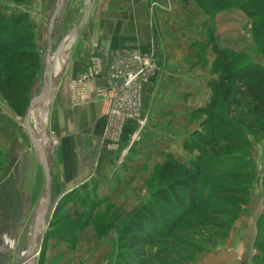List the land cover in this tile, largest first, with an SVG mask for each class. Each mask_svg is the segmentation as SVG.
Instances as JSON below:
<instances>
[{
    "label": "crops",
    "instance_id": "0c3cea01",
    "mask_svg": "<svg viewBox=\"0 0 264 264\" xmlns=\"http://www.w3.org/2000/svg\"><path fill=\"white\" fill-rule=\"evenodd\" d=\"M72 1V6L68 0L60 1L59 22H32L28 17L42 54L58 40L62 45L67 42L60 56L53 55L49 62L52 81L64 63V54L67 57L46 120L37 122L40 133L45 124L46 144L29 123L31 118L36 122L39 112L27 118V108L13 109L0 95V264H19L14 250L19 248L20 234L33 232L47 188L49 208L52 203L55 207L65 195L90 182H96L100 192L116 176L119 165L125 168L129 163L128 157L119 164L117 153L102 147L112 122L106 101L98 100L90 89L109 87L107 71L117 54H138L142 64L143 52L149 57L151 69L141 87V116L157 124V139L151 142L156 151L172 155L181 164L199 154L186 150L184 141L207 117L205 109L212 97L208 81L217 77L212 72L217 58L213 48L215 44L218 49L226 48L219 36L220 16L206 15L193 0H90L79 33L69 40L86 8L85 0ZM88 74L90 87L80 81ZM86 92H90L88 98ZM49 93L47 105L52 90ZM132 127H126L125 140ZM256 139L247 156L239 155L248 162L251 181L236 194L234 218L187 264H264L259 241L264 185L262 191L256 185L264 173V132ZM141 146L143 142L130 154ZM33 251L30 244L25 264H32Z\"/></svg>",
    "mask_w": 264,
    "mask_h": 264
},
{
    "label": "rangeland",
    "instance_id": "374dc122",
    "mask_svg": "<svg viewBox=\"0 0 264 264\" xmlns=\"http://www.w3.org/2000/svg\"><path fill=\"white\" fill-rule=\"evenodd\" d=\"M60 1L0 0V13L11 22L20 18L21 23L15 28L19 35L25 37L29 32L28 17L32 22L42 19L46 20L47 24L52 20L59 22ZM68 1L70 2L68 6L71 3L74 4L72 0ZM263 1L224 0L221 4L224 6L223 9L217 13L205 12L194 1L197 8H200L206 15L220 16L223 25V28H220V41L223 46H226L224 49L233 54L229 61H232V70L235 74L251 66H259L264 69V13L259 12ZM241 2L253 5L255 7L254 15L249 13L252 11L246 6L245 8L240 7L238 4ZM52 3L51 8H46ZM83 8L84 5L82 10ZM30 26L32 38L25 37L28 43L23 47L5 51L6 54L26 52L31 55V57H27L31 58V61L25 59L10 62L13 72L20 73L24 78L19 81L15 80V83L19 87L17 92L27 98L26 108L33 100L42 95L47 81L51 80V75L48 73L49 62L62 47L58 40L42 54L39 52L33 27ZM215 48H217L216 44L213 49ZM143 57L147 64H151L149 57L144 52ZM2 60L3 58H0V62ZM215 75L217 77H212L208 84L219 78L218 73ZM2 82L1 80L0 88ZM58 83L59 81L57 85ZM227 86L230 88L229 100L231 103L225 104L220 98L218 106L213 108V111H221L225 118L231 122L225 132L233 144L219 143L222 147L221 150L211 148L200 157L204 168L207 166L208 168L197 180L195 201L192 205L186 203L181 207L167 209L168 223L159 222L156 224V232L153 233L147 244H143V237L138 235L136 229L131 228V226L137 227L140 223L143 227V221H146L143 220L146 219L143 218L146 209L153 211L163 209L159 193L162 190H167L169 183L177 178H182L180 176L183 175L182 171L164 168L165 162L169 161L168 153L156 151L154 145L151 144L157 139L155 136L157 124L147 119L146 116H141V100H138V115L143 118V128L139 130L138 140L134 142L132 140L137 131L133 130L134 125L136 128V122L133 119L113 118L108 113L113 128L109 130L110 133L102 144V147H106L108 152L117 153L118 163L128 157L130 158L129 163L125 168L119 163L120 167L116 169V176H113L106 185L101 186L100 192H98V184L90 182L65 195L55 207L52 203L44 219V232L42 228L41 239L33 249V253L37 248L38 251L31 263L187 264L192 256L205 247H209V243L215 238V235L222 233L220 231L224 229L222 226L230 224L234 218L232 215L239 199L231 193H225L226 189L230 186L240 187L251 181L250 168L247 166L241 165L240 167L235 166L231 170H221L211 163L212 159L214 155L222 156L227 152L236 153L242 157L247 156L253 140H257V135L264 132V121H255L252 112L254 103L247 96L246 89L235 80L229 81ZM53 94L52 91L48 105L45 100V105L42 108H36L37 113L39 112L36 122L33 118L29 119L35 136L41 137L42 143L45 142V144L49 140L46 132V138H44L39 131H36V128L38 119L46 120V110ZM0 95L2 100L8 101L7 93H3L1 89ZM9 103L14 109L15 103ZM24 109L22 108V111ZM129 124H133V127L128 139L125 140L124 131L127 130L126 127ZM208 129L209 127L205 125L199 127L196 132L208 135ZM142 142L143 147H136V152L130 154V150ZM122 144L124 147L120 148ZM240 162L243 161L236 159L235 165H240ZM257 179V188L260 187L262 191L264 173ZM212 180L216 181L212 183ZM165 194L168 192L165 191ZM212 194H214L213 198L210 197ZM262 194L264 198V192ZM216 211L218 212L216 213ZM262 224L259 241L260 246L264 248V222ZM31 234H20L19 248L14 250L20 258L19 264H23L24 256L30 245ZM134 238H138L142 244L135 245Z\"/></svg>",
    "mask_w": 264,
    "mask_h": 264
},
{
    "label": "trees",
    "instance_id": "16d2710c",
    "mask_svg": "<svg viewBox=\"0 0 264 264\" xmlns=\"http://www.w3.org/2000/svg\"><path fill=\"white\" fill-rule=\"evenodd\" d=\"M194 1L207 13H217L224 7L221 5L224 0ZM234 4L243 8L246 6L252 11L249 13L254 15L253 10H255V7L253 5H248L247 2H241L238 5L236 3ZM259 12L264 13V1L259 8ZM20 23V18H16L14 22H11L0 13V58H3L2 62H0V81H3L0 89L3 93H7L6 97L8 102L15 103V109L17 110L26 108L27 98L25 95L21 96V94L17 92L19 87H17L15 80L19 81L24 78L20 75V73L13 72L10 62L25 59H29L31 61V58H27L31 57V55L26 52L6 54L5 51L7 49H17L19 47L25 46L28 43V40L25 38L26 36L29 37V39L32 38L30 25H28V35L25 37L23 35H19V32L16 30L15 26L19 25ZM214 51L217 54V58L213 64L212 72L214 74L218 73L219 78L217 80L210 81L208 84L213 93L210 104L205 109L207 117L202 122V126L206 125L209 127L207 130L209 134L207 135L195 132L193 133L192 137L190 136L184 141V148L186 150H197L199 153L189 163L181 164L177 160H174L172 156L168 155L169 161L165 162L164 168L166 170L182 171L183 175L180 176L182 178H177L168 184L169 187L167 190H165L168 192V194H165L164 190L159 193V200L161 202V208L163 209H157L156 211L146 209L144 212L145 215L143 217L146 218L143 219L146 221H143V227L141 223L138 224L137 227L131 226V228L136 229V232L139 236L143 237V244H147L153 233L156 232V224L159 222L168 223L169 219L167 218V209H172L179 206L181 207L186 203L189 205L194 203L197 180L199 176H201V174L208 168V166L204 168L202 165L203 163L200 161V157H202V155L208 149L214 148L216 150H221V143H225L227 145L233 144L232 140L226 136L225 132L231 122L225 118L221 111H213V108L218 106L220 98L223 100V102H225V104H229L230 88L227 86L229 81L235 80L246 89L247 96L254 103L252 112L255 121H264V69L259 66H251L247 67L244 71L235 74L232 70V61H229L230 57H233V54L225 49L215 48ZM3 75H5L4 78H2ZM236 159L239 160L241 158L236 153L227 152L222 156L214 155L212 159L213 161L211 163L215 164V166L221 170H231L233 167H240L241 165L248 166V162L243 161L242 159L241 161L243 162H240V165H235ZM214 181L212 180V183ZM245 187V184L240 187L230 186L226 189L227 192L225 191V193H231V195L236 196V194L242 191ZM213 195L214 194H212L210 197L213 198ZM220 196L221 194L219 197ZM237 203L238 202H236L235 211L237 209ZM217 212L218 211H216V213ZM227 225L228 224H224L222 228ZM134 240L135 245L142 244L138 238H134Z\"/></svg>",
    "mask_w": 264,
    "mask_h": 264
},
{
    "label": "built area",
    "instance_id": "2783aa9c",
    "mask_svg": "<svg viewBox=\"0 0 264 264\" xmlns=\"http://www.w3.org/2000/svg\"><path fill=\"white\" fill-rule=\"evenodd\" d=\"M144 58V57H143ZM151 64H147L138 54H117L109 64L107 71V80L109 87L106 89H94L90 75H85L80 80L90 84L98 100H105L110 116L113 118H122L134 120L136 122V132L133 135L134 141L139 130L143 128V118L138 115V105L141 95L142 83L144 84L149 75ZM86 98L90 92L84 94Z\"/></svg>",
    "mask_w": 264,
    "mask_h": 264
},
{
    "label": "bare ground",
    "instance_id": "6f19581e",
    "mask_svg": "<svg viewBox=\"0 0 264 264\" xmlns=\"http://www.w3.org/2000/svg\"><path fill=\"white\" fill-rule=\"evenodd\" d=\"M72 38V36H70V38H69V40ZM67 45V42L64 44L63 43V45H62V47L60 48V50L58 51V53L57 54H59V56H60V54H61V52L60 51H63L64 49H65V46ZM64 58H65V60H64V63H63V61L61 62V63H63L62 64V67H61V69L59 70V72L56 74V76H55V78L51 81V80H48L47 81V84H46V86L44 87V89L42 90V95L41 96H39L38 98H36L35 100H33L32 101V103H31V108H32V104H33V102H34V107L32 108V113H34L35 111H36V108L37 107H39V108H42L44 105H45V99H46V97H47V95H49L50 93H49V91H53L54 89H56L57 88V82H58V77H59V74H60V72H61V70H62V68H63V66H64V64H65V62H66V59H67V57H66V55L64 54ZM57 59V58H56ZM56 62H57V60H56ZM52 95V94H51ZM51 95H50V97H51ZM47 100V99H46ZM46 114H47V110H46ZM30 117H31V111H30ZM44 122L41 124V131L44 129ZM42 134V133H41ZM43 136V135H42ZM37 144V143H36ZM38 145V144H37ZM39 147V146H38ZM42 152V151H41ZM43 153V152H42ZM44 162V161H43ZM44 202H43V205H42V209H41V211H40V214H39V216L41 215V213H42V211H43V209H44V207H45V203H46V196L44 197V200H43ZM41 223V224H40ZM40 223H39V225H38V227H37V230H36V237H35V241H34V243H32V246H34L33 248H32V250L35 248V246H36V244L39 242V240L41 239V236H42V226H44L43 227V232H44V228H45V224H44V221H40ZM43 224V225H42ZM35 244V245H34ZM37 251H38V248L35 250V252H34V254L31 256V259L32 258H34L35 257V255H36V253H37ZM26 263V261H23V264H25Z\"/></svg>",
    "mask_w": 264,
    "mask_h": 264
},
{
    "label": "water",
    "instance_id": "95a60500",
    "mask_svg": "<svg viewBox=\"0 0 264 264\" xmlns=\"http://www.w3.org/2000/svg\"><path fill=\"white\" fill-rule=\"evenodd\" d=\"M89 8H90V0H87L86 8H85V10H84V12H83V14H82V16H81L79 22H78V24L75 26V28L73 29V31L71 32V34H70L69 36H74V35H76L77 33H79V31H80V29H81V27H82V25H83V23H84V21H85V19H86V17H87V14H88ZM69 36H68V37H69ZM68 37H67V38H68ZM67 38H66V39H67ZM64 41H65V40H64ZM61 72H62V70H61ZM61 72H60V74H59L58 81H59V79H60ZM30 111H31V104L28 106V108H27V110H26V117H27V118L30 116ZM41 133H42V135L44 136V138H46L44 129L41 131ZM46 193H47V196H46L45 207H44V209H43L41 215L38 217V219H37V221H36V224H35V226H34V228H33V232H32V234H31V238H30V244L34 243V241H35V237H36V230H37V227H38L40 221H44L45 216H46V214H47V211H48V209H49V203H50V202H49V196H48V188H47V192H46Z\"/></svg>",
    "mask_w": 264,
    "mask_h": 264
}]
</instances>
